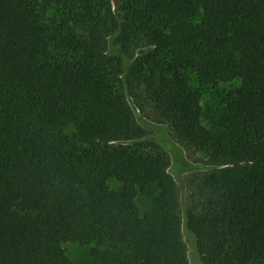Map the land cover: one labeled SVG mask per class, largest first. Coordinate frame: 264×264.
Listing matches in <instances>:
<instances>
[{"label": "trees", "instance_id": "16d2710c", "mask_svg": "<svg viewBox=\"0 0 264 264\" xmlns=\"http://www.w3.org/2000/svg\"><path fill=\"white\" fill-rule=\"evenodd\" d=\"M111 3L0 0V264H77L66 242L93 264H190L173 157L146 141L138 92L217 164L185 220L203 262L264 264V0ZM235 80L206 125L202 89Z\"/></svg>", "mask_w": 264, "mask_h": 264}, {"label": "rangeland", "instance_id": "374dc122", "mask_svg": "<svg viewBox=\"0 0 264 264\" xmlns=\"http://www.w3.org/2000/svg\"><path fill=\"white\" fill-rule=\"evenodd\" d=\"M116 13L122 15L121 0H111ZM119 43L116 39L111 40V51L119 52ZM145 49H137V54ZM137 56V55H136ZM135 56V57H136ZM134 57V58H135ZM132 62L133 59H127ZM191 85L194 88H201L198 78L191 74ZM241 80L222 83L217 87L203 88L202 107L204 111V122L211 126L214 119L219 115L227 93L238 88ZM135 106L137 115L146 129V141L157 142L169 148L173 157L171 171L174 174L180 195L181 214L183 219V237L188 247V257L190 264H205L202 255L198 250L196 238L186 227V215L192 209H201L202 203L208 196L206 189L202 186V178L217 164L208 155L207 152L201 151L196 147L189 145L180 140L173 132L171 126L161 122L155 115L154 108L146 100L144 93L138 92L131 98ZM113 188L120 186L116 180H111ZM142 212L151 208L150 198L139 194L136 198ZM67 255L77 264H93L94 258L91 254V246H84L78 242H66L63 244Z\"/></svg>", "mask_w": 264, "mask_h": 264}]
</instances>
